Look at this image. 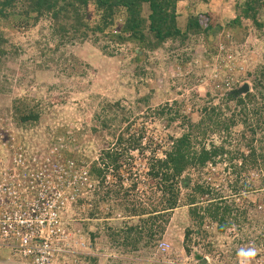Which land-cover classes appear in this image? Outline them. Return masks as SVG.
<instances>
[{
    "label": "rangeland",
    "instance_id": "rangeland-1",
    "mask_svg": "<svg viewBox=\"0 0 264 264\" xmlns=\"http://www.w3.org/2000/svg\"><path fill=\"white\" fill-rule=\"evenodd\" d=\"M247 1L180 2L178 25L182 29L191 16L198 14H209L221 29L216 28L208 37L200 34L168 39L158 49H145V55L139 62L134 61L138 47L132 44L123 46L113 55L104 52V42L93 43L91 38L83 41L73 39L56 49L62 39L54 33L49 18L44 17L29 28L13 24L8 28L5 22L6 29L0 30V36H5L9 45L16 46L18 50L1 59L0 140L12 139L29 151L40 149L42 154H50L51 149L64 144V148L74 152L81 161H91L106 149L107 142H112L113 148L118 134L128 125L125 122L114 136L121 125V109H125L133 121L144 118L150 107L158 109L176 101L181 105L182 113L191 116L193 105L199 109L204 101H222L225 93L222 84L228 79L231 80V89L248 84L250 91L256 92L254 81L264 71V27L259 30L251 18L244 17L242 9ZM148 12L146 6L145 13ZM237 15L242 17L241 25L230 27ZM257 17L264 25V0L258 1ZM23 96H28L30 105L37 107L40 113L38 123L31 128L20 127L14 120V101ZM262 99L259 96L256 101H264ZM117 102L121 107L115 106ZM106 104L113 107L109 116L115 120L112 130L110 125L108 129L97 121L96 114ZM153 115L150 113L145 120L150 124L148 126L159 120L157 129L168 132L166 123ZM191 118L197 122L200 116ZM181 130L180 127L169 132L180 134ZM135 131L134 127L131 133ZM211 139L220 142L218 134ZM228 149L237 150L235 144ZM138 154L134 152V155ZM239 162L234 161L236 164ZM191 176L199 183L214 184V190L219 193V197L214 198L215 202L226 201L228 205L234 202L237 205L233 207L248 209L247 220L243 222L241 217L242 224L233 222L221 232L217 223L206 219L203 225L195 227L196 237L202 240L199 244H191L195 247L194 253L188 255L183 241L186 230L194 227V222L189 215V207L182 206L173 212L167 223H162L165 231L159 236L158 243L145 247L144 241L138 250L132 251L129 246L128 251L110 237L104 223L120 229L125 224H137L139 218H128L124 211L115 208L108 219L103 218L104 215L91 219L90 209L102 193L99 197L89 193L86 206H79L69 214L75 227L83 232L87 245L82 249L79 246L83 254H78L75 249L74 253L58 256L53 264H92L87 257L98 258L96 264H240L239 251L250 248L257 252L250 264H264V188L259 186L261 180L264 181V165L242 173L240 179L236 178L228 161L202 171L192 169ZM243 183H253V190L242 189L234 194L230 186ZM128 185L130 182H125L126 188ZM142 198L147 203L146 196ZM214 200L206 195L200 205L205 207ZM102 206L105 212L109 211V203L107 207ZM236 214V211L232 214V221ZM161 242L169 247L160 249ZM25 262L11 248L0 249V264H27Z\"/></svg>",
    "mask_w": 264,
    "mask_h": 264
},
{
    "label": "trees",
    "instance_id": "trees-1",
    "mask_svg": "<svg viewBox=\"0 0 264 264\" xmlns=\"http://www.w3.org/2000/svg\"><path fill=\"white\" fill-rule=\"evenodd\" d=\"M182 1L0 0V30L6 29L5 22L8 28L11 24L29 28L45 17L52 21L54 33L62 39L56 49L73 39L83 41L91 38L93 43L104 42V52L113 55L123 46L132 44L138 47L134 61L139 62L145 55V49H158L168 39H184L189 35L200 34L208 37L216 28L221 29V25L216 24L209 14L191 16L185 29H182L178 25V5ZM201 1L208 3L211 0ZM258 1H247L242 10L244 17L251 18L261 30L264 25L257 17ZM146 6L149 9L147 14ZM241 18L237 15L230 27L240 26ZM17 50L16 46L9 45L5 36H0V64L2 58L17 53ZM230 85V79L222 84L225 88L222 101H204L205 104L199 109L193 105L191 116L182 113L181 105L176 101L159 106L158 109L150 107L147 114L144 113V118L133 121L127 111L121 109V125L115 130L114 136L125 122L128 125L118 134L113 148L112 142H107L106 149L91 161L83 162L74 152L67 150L61 153L63 160L73 161L76 167H87L94 185L90 195L96 194L99 197L102 193L90 209L91 219H99L103 215V218L108 219L115 208L124 211L128 218H139L137 224H125L120 229L108 227L104 223L110 237L126 250L129 246L132 251L138 250L144 241L145 247L158 243L159 236L165 231L162 223H167L173 212L182 206L189 207V215L194 222V227L186 230L183 241L188 255L194 253L195 247L191 244L201 243L202 239L196 237L198 233L195 227L203 225L206 219L217 223L221 232L233 222L242 224L241 217L243 222L247 220L248 209L233 207L237 205L234 202L232 205L226 204V201L215 202L214 198L219 197V193L214 190V184L199 183L191 176L192 169L202 171L228 161L236 178L240 179L242 173L264 165V101H256L259 96L264 99V71L254 81V93L249 91L245 95L240 94L239 88L231 89ZM115 106L121 107L120 102L115 103ZM112 108L106 104L96 114L99 124L108 129L111 127V130L114 128V118L109 117ZM13 109L14 120L20 127L31 128L40 119L37 107L30 105L28 96L17 97ZM150 113L166 123L168 132L157 129L159 120L151 122L154 125L149 127L150 124L145 120ZM194 115L200 116L197 122L191 118ZM134 127L136 131L131 133ZM180 127V134L169 132L170 129L177 130ZM215 134H218L220 142L211 139ZM232 144H235L236 151L228 149ZM135 151L139 156L134 155ZM235 160L240 162L236 164ZM262 180L259 186L264 188ZM125 182H130L127 188ZM230 187L234 194H238L242 189L253 190L254 185L243 183ZM206 195L214 201L203 207L200 202ZM142 196H146L147 203ZM114 201L119 203L115 204ZM107 203L110 209L105 212L102 205L106 206ZM235 211L238 214L232 221L231 216ZM87 259L92 264L98 260L95 257Z\"/></svg>",
    "mask_w": 264,
    "mask_h": 264
},
{
    "label": "built area",
    "instance_id": "built-area-1",
    "mask_svg": "<svg viewBox=\"0 0 264 264\" xmlns=\"http://www.w3.org/2000/svg\"><path fill=\"white\" fill-rule=\"evenodd\" d=\"M64 147L42 154L0 140V247L11 248L27 264H53L75 249L82 255L87 246L70 213L86 206L94 185L86 166L62 159Z\"/></svg>",
    "mask_w": 264,
    "mask_h": 264
},
{
    "label": "clouds",
    "instance_id": "clouds-1",
    "mask_svg": "<svg viewBox=\"0 0 264 264\" xmlns=\"http://www.w3.org/2000/svg\"><path fill=\"white\" fill-rule=\"evenodd\" d=\"M256 255H257V252L254 248H250L247 250L241 249L238 253V256L240 257V264H250V261Z\"/></svg>",
    "mask_w": 264,
    "mask_h": 264
},
{
    "label": "water",
    "instance_id": "water-1",
    "mask_svg": "<svg viewBox=\"0 0 264 264\" xmlns=\"http://www.w3.org/2000/svg\"><path fill=\"white\" fill-rule=\"evenodd\" d=\"M249 91H250V88H249L248 84H245L241 88L238 89V92L240 94H246Z\"/></svg>",
    "mask_w": 264,
    "mask_h": 264
},
{
    "label": "crops",
    "instance_id": "crops-1",
    "mask_svg": "<svg viewBox=\"0 0 264 264\" xmlns=\"http://www.w3.org/2000/svg\"><path fill=\"white\" fill-rule=\"evenodd\" d=\"M2 247H0V249H1Z\"/></svg>",
    "mask_w": 264,
    "mask_h": 264
}]
</instances>
